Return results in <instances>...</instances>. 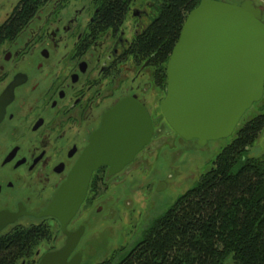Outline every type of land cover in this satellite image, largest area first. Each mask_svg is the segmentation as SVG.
<instances>
[{"label": "flooded vegetation", "instance_id": "af4514ba", "mask_svg": "<svg viewBox=\"0 0 264 264\" xmlns=\"http://www.w3.org/2000/svg\"><path fill=\"white\" fill-rule=\"evenodd\" d=\"M101 10V0H0V238L42 227L48 234L39 243L57 244L49 251L65 245L62 222L40 214L69 180L105 115L124 100L145 107L154 127L151 142L118 173L105 164L93 172L67 225L70 232L82 230L72 255L91 243L86 237L93 222L105 227L111 215L125 211L136 225L142 168L125 173L158 137L167 139L165 145L179 136L160 106L169 58L160 63L139 47L156 15L154 2L129 0L116 24L100 23ZM112 197L128 201L111 208ZM83 208L87 213L81 217ZM34 255L38 264L43 255L39 260L40 252Z\"/></svg>", "mask_w": 264, "mask_h": 264}, {"label": "water", "instance_id": "95a60500", "mask_svg": "<svg viewBox=\"0 0 264 264\" xmlns=\"http://www.w3.org/2000/svg\"><path fill=\"white\" fill-rule=\"evenodd\" d=\"M263 97L262 8L253 0H201L187 16L168 60L166 95L160 103L167 122L183 139L204 145L232 136ZM153 133L145 107L132 99L105 115L69 180L40 214L57 217L68 237L38 264H81L82 253H72L82 230L70 232L67 225L85 199L93 172L105 164L111 174L118 173L151 142Z\"/></svg>", "mask_w": 264, "mask_h": 264}, {"label": "trees", "instance_id": "16d2710c", "mask_svg": "<svg viewBox=\"0 0 264 264\" xmlns=\"http://www.w3.org/2000/svg\"><path fill=\"white\" fill-rule=\"evenodd\" d=\"M152 1L156 15L139 47L164 63L201 0ZM128 2L101 0L100 23H118ZM263 129L264 112L247 120L211 169L154 218L130 248L115 249L96 264H264V155H248ZM47 234L33 227L1 237L0 264L32 257Z\"/></svg>", "mask_w": 264, "mask_h": 264}, {"label": "rangeland", "instance_id": "374dc122", "mask_svg": "<svg viewBox=\"0 0 264 264\" xmlns=\"http://www.w3.org/2000/svg\"><path fill=\"white\" fill-rule=\"evenodd\" d=\"M239 1L243 0H227ZM255 4L263 10L264 19V0H253ZM163 92L159 91V98L163 97ZM264 112V97L253 106L243 116L235 133L228 138H220L210 140L204 145H200L197 140H184L180 136L174 135L171 142L164 145L165 137H158L138 158V166L130 167L126 171V175L130 174L135 168H142L139 176L138 193L135 198L138 201L136 211V225L130 224L128 219L129 212H118L119 217L113 221L111 215L108 225L105 227L92 224V230L86 239L91 242L88 246L79 247V251L83 255L81 264H96L110 255L115 249L130 248L133 243L141 236L143 231L148 227L151 221L164 212L176 199L190 189L198 181L203 173H206L214 164L218 154L227 146L236 136V132L251 117ZM161 123L159 119L158 124ZM248 155L250 157H260L264 155V129L255 143L249 148ZM141 164L143 166H141ZM140 165V166H139ZM128 185V183H127ZM126 185V186H127ZM141 189V190H140ZM130 188H126V192ZM133 196V194L131 193ZM129 200L133 198L129 195ZM128 199L117 200L111 198L109 206L111 208L126 205ZM98 206V203L96 204ZM132 207V206H131ZM130 207V211H131ZM81 217L87 213L83 208ZM95 222L99 221L102 216H95ZM101 220V219H100ZM114 222V223H113ZM55 236V228L52 227ZM54 239L51 241L44 240L35 247V252H40L39 258L56 247ZM24 258L20 259L17 264H22ZM35 255L28 258V264H37ZM229 264H234L233 260H229Z\"/></svg>", "mask_w": 264, "mask_h": 264}]
</instances>
